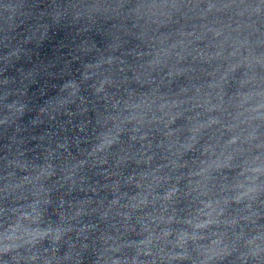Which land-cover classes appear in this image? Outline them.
I'll return each mask as SVG.
<instances>
[{
	"label": "clouds",
	"instance_id": "1",
	"mask_svg": "<svg viewBox=\"0 0 264 264\" xmlns=\"http://www.w3.org/2000/svg\"><path fill=\"white\" fill-rule=\"evenodd\" d=\"M0 264H264V0H0Z\"/></svg>",
	"mask_w": 264,
	"mask_h": 264
}]
</instances>
